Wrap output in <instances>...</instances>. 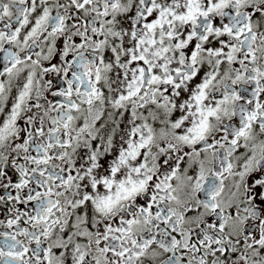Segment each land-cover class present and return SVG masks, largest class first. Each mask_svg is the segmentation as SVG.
I'll use <instances>...</instances> for the list:
<instances>
[{
  "label": "snow or ice",
  "instance_id": "6c2138e0",
  "mask_svg": "<svg viewBox=\"0 0 264 264\" xmlns=\"http://www.w3.org/2000/svg\"><path fill=\"white\" fill-rule=\"evenodd\" d=\"M0 264H264V0H0Z\"/></svg>",
  "mask_w": 264,
  "mask_h": 264
}]
</instances>
